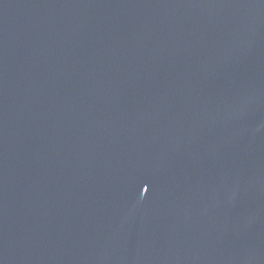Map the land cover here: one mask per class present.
Segmentation results:
<instances>
[{"label": "water", "instance_id": "water-1", "mask_svg": "<svg viewBox=\"0 0 264 264\" xmlns=\"http://www.w3.org/2000/svg\"><path fill=\"white\" fill-rule=\"evenodd\" d=\"M0 264H264V0H0Z\"/></svg>", "mask_w": 264, "mask_h": 264}]
</instances>
